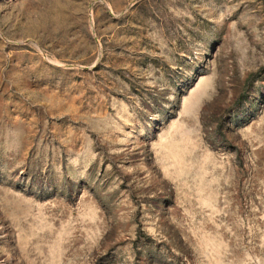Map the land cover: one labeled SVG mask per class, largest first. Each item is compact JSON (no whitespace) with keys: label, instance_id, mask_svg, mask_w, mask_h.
Here are the masks:
<instances>
[{"label":"rangeland","instance_id":"1","mask_svg":"<svg viewBox=\"0 0 264 264\" xmlns=\"http://www.w3.org/2000/svg\"><path fill=\"white\" fill-rule=\"evenodd\" d=\"M0 264H264V0H0Z\"/></svg>","mask_w":264,"mask_h":264}]
</instances>
